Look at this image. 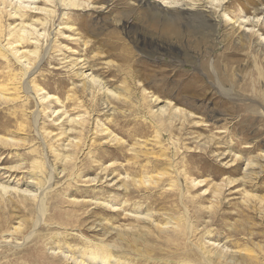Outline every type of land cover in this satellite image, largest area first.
Wrapping results in <instances>:
<instances>
[{
    "label": "rangeland",
    "instance_id": "rangeland-1",
    "mask_svg": "<svg viewBox=\"0 0 264 264\" xmlns=\"http://www.w3.org/2000/svg\"><path fill=\"white\" fill-rule=\"evenodd\" d=\"M27 1L0 264H264V0Z\"/></svg>",
    "mask_w": 264,
    "mask_h": 264
},
{
    "label": "bare ground",
    "instance_id": "bare-ground-1",
    "mask_svg": "<svg viewBox=\"0 0 264 264\" xmlns=\"http://www.w3.org/2000/svg\"><path fill=\"white\" fill-rule=\"evenodd\" d=\"M19 1H16L18 4H16V6L12 10L9 11V13L6 12V15L8 17L15 19V20H18L19 24L15 25V26L8 25V27L4 28V33H3L2 29H1L2 28V24H1L2 16L0 17L1 18L0 19V58L3 59V61L5 62V65L9 69L8 73L3 75V79H5V80H6V78H9V80H12L16 75H19V80H23L25 78V75H31L33 73V71H29L31 69V66H32V60L30 59V57L38 54L37 50L31 51V52H28V51L25 52L24 50H22L24 52H19V49H21V47H23L24 45L34 44L36 42L34 40L35 42L33 43L32 38H29L31 36L30 26H31L32 22H30V24H28V25H25L26 23H28L27 21H29V20L25 19V16H27V13H28L27 9L29 10L30 6L24 7V4L26 3L27 0H19ZM27 2L29 3V1H27ZM68 3H65V6H69V5L71 6V4H68ZM71 3H73V2H71ZM1 4L2 5H5V4L3 1H0V15H3L4 11L2 10L3 7L1 8ZM26 5H27V3H26ZM161 6L165 7L163 4ZM50 15H49V17H50ZM43 24H46V23H43ZM2 39L4 41H6L5 45H2V43H1ZM40 54L43 56L45 54V51H43V53L41 52ZM13 66L19 70V73H15V74L13 73V71H14ZM76 74L78 75V72H76ZM80 75H81V73H80ZM78 77H80V76L78 75ZM18 83L19 82H17V84ZM22 86H24V85H22ZM19 89L20 88H18V87H14L15 91H18ZM23 91L26 92V91H28V89H26V87L24 86ZM41 91H39V89L38 90L36 89V93L34 92L35 93L34 95L37 96L38 95L37 93L41 92ZM5 92H8V90L5 89L4 87H2V85H1V87H0V101L1 100L11 101V96H10L11 94H8V93L5 94ZM43 99L44 98H40L39 101H41ZM45 99H46V97H45ZM36 103H37V101H36ZM88 258L92 259V260L96 259L97 261H101L104 263L107 262V264H108L107 260H109L108 259L109 257L107 255V250L105 253V250L103 252L101 249H98L97 252H95V253H91Z\"/></svg>",
    "mask_w": 264,
    "mask_h": 264
}]
</instances>
